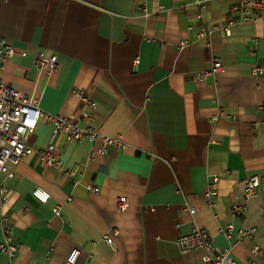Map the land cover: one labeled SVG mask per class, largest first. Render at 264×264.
Instances as JSON below:
<instances>
[{
	"label": "crops",
	"instance_id": "crops-1",
	"mask_svg": "<svg viewBox=\"0 0 264 264\" xmlns=\"http://www.w3.org/2000/svg\"><path fill=\"white\" fill-rule=\"evenodd\" d=\"M235 2L207 0L199 9L190 0H0V36L25 52L5 61L0 78L50 113L77 115L72 90L84 89L97 130L127 144L90 157L97 142L59 136L63 169L47 168L36 151L14 166L11 199L0 214L19 244L15 264H62L73 248L80 250L76 264H202L201 250L181 253L176 244L194 223L218 248L227 243L220 225L253 226L233 256L242 262L258 245L255 264H264V181L243 216L230 213L248 177L264 180V10L257 21L231 25L229 35L218 27L196 39L200 26H226ZM38 51L57 55L54 71L34 65ZM212 57L224 71L202 76ZM50 133L41 118L30 145L47 146ZM75 163L78 182L65 174ZM211 174L220 181L209 207ZM36 186L48 192L47 202L33 196ZM113 229L115 249L102 239ZM7 263L0 252V264Z\"/></svg>",
	"mask_w": 264,
	"mask_h": 264
},
{
	"label": "built area",
	"instance_id": "built-area-1",
	"mask_svg": "<svg viewBox=\"0 0 264 264\" xmlns=\"http://www.w3.org/2000/svg\"><path fill=\"white\" fill-rule=\"evenodd\" d=\"M207 0H190L199 9H203ZM139 11L143 16L151 15L143 5H139ZM264 10V0H236L229 8L230 19L226 26H200L196 34V39L208 37L213 29L221 28L226 35L230 34V26L237 22L257 21L260 19V12ZM200 17V14L198 15ZM191 29V26H189ZM185 40L180 45H185ZM25 52L15 48L11 42L0 36V71L4 67V63L13 55L22 56ZM137 63V59L134 64ZM57 55L54 53H45L38 51L34 57V65L41 71L52 72L57 67ZM224 71V64L218 57H212L210 68L202 72V76L218 75ZM261 71L260 67H256L253 73ZM74 97L80 103L81 108L77 115H66L63 113H50L40 108L37 97H27L19 90L9 86L0 78V209L5 208L11 199V189L7 182L14 175V166L19 161L33 151L37 152L42 164L49 169H63V161L60 151L55 144V138L62 136L67 142H77L83 138L88 139L93 144L97 142L96 148L90 149V157L94 154L104 155L108 151L122 150L126 147V142L121 136H107L101 134L96 128V119L93 114L94 102L82 88H74L72 90ZM230 118L231 116H226ZM43 118L50 126V139L48 145L35 150L30 145V139L35 132L39 120ZM215 120L216 117H213ZM264 121V120H262ZM153 155V154H152ZM65 174L72 178L74 182H78L82 175L79 163L73 164L65 170ZM220 176L218 174L208 175V181L204 195L209 207L215 205L214 197L218 194V183ZM262 177L252 175L244 182L243 194L241 201L233 202L230 213L231 216H243L248 209V201L254 196L262 184ZM89 190L98 191L97 186L89 184ZM33 196L41 201L47 202L50 198L47 191L36 186L32 191ZM117 206L120 210H125L128 202L125 196H120L117 200ZM60 205L55 204L53 212L58 214ZM183 210L191 217L195 214V207L190 205L187 200H183ZM262 218H264V209H262ZM0 229L2 238L0 240V252L8 257L7 264H15L14 258L17 253L19 244L14 240L12 224L5 213L0 214ZM255 228L253 226H242L235 230L231 223L220 225L218 233L226 240V244L222 248L216 247L212 243V239L208 230L197 224H192L187 234L177 238L176 244L181 253H187L194 249L201 250L202 264H255V259L261 253V248L254 245L249 250L246 260L240 262L233 256V248L253 235ZM117 234V230L105 233L102 239L112 249H115L113 236ZM80 253L79 248H73L67 254L62 264H76V260Z\"/></svg>",
	"mask_w": 264,
	"mask_h": 264
}]
</instances>
